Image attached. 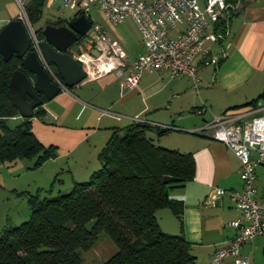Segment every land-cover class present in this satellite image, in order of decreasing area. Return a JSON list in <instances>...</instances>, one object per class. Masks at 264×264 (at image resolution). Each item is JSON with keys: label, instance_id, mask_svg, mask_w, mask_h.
<instances>
[{"label": "crops", "instance_id": "obj_1", "mask_svg": "<svg viewBox=\"0 0 264 264\" xmlns=\"http://www.w3.org/2000/svg\"><path fill=\"white\" fill-rule=\"evenodd\" d=\"M199 2L203 4L204 0ZM228 2L234 6V11L229 15L226 32L220 31L216 41L224 56L220 57L214 69L208 66L210 63L207 60L202 61L200 57L195 60L204 88L198 97L193 96L187 77L171 78L163 71L143 72L137 86L129 88L124 76L112 72L97 79L83 80L44 101L41 114L32 116L30 124L33 134L43 145L55 147V156L45 161L53 166V173L59 169L67 172L69 186L86 181L98 169V154L114 130L119 129L121 121L130 119L133 122L142 118L152 126L167 125L175 129L173 122L168 123L170 116H158V109L168 108V102L171 105L180 97L192 94V108L206 106L199 114L210 110L214 116L245 107L264 94V0ZM85 14L92 25V15L99 19L96 27L117 40L129 59L143 52L142 36L135 22L139 46L132 50L115 30V24L95 6H90ZM12 18L15 17L9 19ZM88 45L82 40L78 48H87ZM207 46L216 50L213 42ZM74 50L71 48V51ZM259 102H264V99L256 103ZM213 116H207L203 124L177 129L179 133L176 134L180 136L174 144L177 150L192 153L195 161L193 179L183 187L170 191L172 198L184 204L181 225L184 237L191 243L194 260L190 264H208L214 251L231 240L234 229L227 223L239 216L228 194L221 197L215 195L216 188H240L239 159L208 133L192 132L202 128ZM14 118L23 121L19 114ZM259 175L258 181L263 183L262 170H259ZM240 255L248 257L249 264H264V237L256 236L252 242L243 244ZM233 261L234 258L229 256L219 264H233Z\"/></svg>", "mask_w": 264, "mask_h": 264}, {"label": "trees", "instance_id": "obj_2", "mask_svg": "<svg viewBox=\"0 0 264 264\" xmlns=\"http://www.w3.org/2000/svg\"><path fill=\"white\" fill-rule=\"evenodd\" d=\"M44 1L30 0L25 5L32 25L41 19ZM65 21L57 18L45 24L61 25ZM228 21L229 17L221 19L217 31L225 33ZM42 28L34 29L39 39ZM19 67L20 59L12 56L4 61L0 54V162L33 159L32 166L38 167L55 156V147L45 146L36 138L30 118H23L13 128L7 125L9 118L19 114L6 94L10 77ZM262 98L264 94L247 106ZM40 114L38 106L33 116ZM152 128L158 135L169 130L145 121L114 130L98 154L100 167L88 180L74 182L68 192L52 194L50 188L49 195L43 197L39 190L25 192L29 218L3 229L0 264H80L81 251L92 247L101 232L117 247L102 264H190L194 256L182 225L181 235L163 233L153 214L169 208L182 223L184 204L172 198L170 191L193 179L194 157L190 152L155 144L147 136ZM94 219L96 223L88 230L86 225ZM41 247L50 251L39 253Z\"/></svg>", "mask_w": 264, "mask_h": 264}, {"label": "built area", "instance_id": "obj_3", "mask_svg": "<svg viewBox=\"0 0 264 264\" xmlns=\"http://www.w3.org/2000/svg\"><path fill=\"white\" fill-rule=\"evenodd\" d=\"M20 9L21 19L37 51L44 69L60 90H68L60 77L46 63L39 49V39L30 24L25 10V0H14ZM59 3L75 13H84L95 6L111 23L131 17L142 36L144 50L129 59L119 42L103 30L91 26L82 40L90 42L70 52L81 64L84 80L97 79L108 73L124 76L125 84L135 88L143 72L163 71L171 78L187 77L198 87L196 58L217 65L219 58L212 55L207 44L216 42L221 35L217 25L227 20L234 6L228 0H49ZM81 43L80 41L77 44ZM96 50L94 55L91 50ZM221 55V57H223ZM206 106L197 109L202 113ZM135 121H143L135 119ZM162 128H170L161 126ZM209 137L224 144L239 159V189H215V195L228 194L239 216L227 223L234 229L231 240L217 248L208 264H219L226 257L234 258L233 264H249L248 257L240 255L243 244L254 237H264V186H258L259 170L264 173V104H251L239 109L214 115L200 129Z\"/></svg>", "mask_w": 264, "mask_h": 264}, {"label": "rangeland", "instance_id": "obj_4", "mask_svg": "<svg viewBox=\"0 0 264 264\" xmlns=\"http://www.w3.org/2000/svg\"><path fill=\"white\" fill-rule=\"evenodd\" d=\"M29 1L30 0H25V5ZM73 14V10L64 8L59 3L56 4L50 2L49 0H45L41 19L33 25L30 21L29 22L34 29H37L40 26H44L47 21H53L57 18L69 19L73 16ZM12 16L15 18H23L15 1L0 0V27L10 20L9 18ZM92 20L93 27H96V25L99 24V19L92 15ZM114 27L123 39L131 46L132 50H135L136 47L139 46L138 30L132 19L126 18L125 20L115 24ZM214 45L216 50L215 48L212 49V55L215 57H221L222 53L220 44L214 42ZM72 48L77 50L78 44L76 43ZM208 66H212V69L215 67L214 64H209ZM197 73L200 79L198 87L194 85L191 79L187 78L190 81L191 91L195 97L199 96V93L203 88L199 70ZM192 94L175 99L171 105L168 102L166 106H168V108L170 107V109L165 107L158 109L160 112L158 116H162L164 118L170 116L168 123L173 122L175 129L169 128L167 132L161 135H158L154 128L148 130L147 136L151 137L155 144L170 149H176L177 147H175L174 144L177 143L176 139L180 136L179 134H176L179 133L177 129H188L198 124H203L204 120L207 119V116H213L210 110H207L206 113L201 115L197 113L198 107L195 109L192 108V103L190 104V102H194ZM263 99L264 98H262V100ZM260 104H264V102ZM131 121L132 120L130 119L121 121L118 128H123ZM20 122L21 121L19 119L16 120L14 117H11L7 120V125L13 128ZM203 133H207V131H204ZM32 165L33 159L25 158L18 159L13 162H0V234L4 228L17 226L28 220L30 209L25 192L34 194L37 190H39L40 196L43 197L49 195L47 191L50 188L52 189V194H56L58 191L68 192L72 187L68 185L69 176H67V172L60 171L59 169L56 171L58 173H53V166H51L48 162H43L38 167H33ZM62 180H64V182H62ZM261 184H264V180L263 183L257 181L258 186ZM116 250L117 247L114 242L104 232H101L96 243L92 247L81 251L82 262L80 264H102L109 257H111Z\"/></svg>", "mask_w": 264, "mask_h": 264}, {"label": "water", "instance_id": "obj_5", "mask_svg": "<svg viewBox=\"0 0 264 264\" xmlns=\"http://www.w3.org/2000/svg\"><path fill=\"white\" fill-rule=\"evenodd\" d=\"M91 26V20L81 13L75 18L66 19L61 25L45 24L41 30L40 52L67 88L84 80L81 64L73 58L70 48L85 37ZM88 44L89 47L90 42ZM91 52L97 54L94 49ZM0 54L4 61L12 56L20 59V67L13 71L6 94L21 117L31 118L34 109L41 106L44 99L55 97L60 88L44 69L37 51L31 47V39L21 19L12 18L0 28ZM153 216L163 233L181 235L180 221L171 209H157ZM96 221H90L86 228L90 230ZM46 251L50 249H38L39 253Z\"/></svg>", "mask_w": 264, "mask_h": 264}, {"label": "flooded vegetation", "instance_id": "obj_6", "mask_svg": "<svg viewBox=\"0 0 264 264\" xmlns=\"http://www.w3.org/2000/svg\"><path fill=\"white\" fill-rule=\"evenodd\" d=\"M80 42H82V39L80 40ZM74 45H75V44H74ZM72 47H73V46H72ZM72 47H71V48H72Z\"/></svg>", "mask_w": 264, "mask_h": 264}]
</instances>
